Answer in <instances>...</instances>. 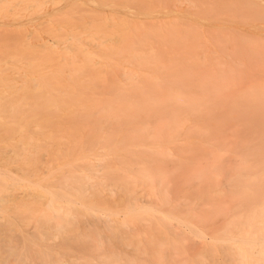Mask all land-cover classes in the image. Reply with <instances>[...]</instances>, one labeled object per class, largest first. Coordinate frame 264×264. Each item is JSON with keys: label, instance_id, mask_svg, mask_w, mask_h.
Returning <instances> with one entry per match:
<instances>
[{"label": "rangeland", "instance_id": "374dc122", "mask_svg": "<svg viewBox=\"0 0 264 264\" xmlns=\"http://www.w3.org/2000/svg\"><path fill=\"white\" fill-rule=\"evenodd\" d=\"M176 1L156 16L193 7ZM112 14L89 0H0V264H224V228L229 215L245 206L238 200L251 193L254 204L257 193L264 198V185H228L246 158L257 176L264 174L263 131L255 126L248 133L234 114L221 119L229 105L214 107L199 83L176 85L165 74L160 81L166 93L179 88L201 98L199 106L123 112L114 103L113 123L99 103L109 89L130 90L120 82L130 66L118 57L95 56L91 67L66 69L57 49L71 46V34L85 38L84 21ZM74 56L79 66L83 57ZM256 72L245 80L251 83ZM137 77L139 86L150 88ZM233 90L227 88L220 101H230ZM174 113L187 119L175 124ZM144 167L151 192L139 179L129 182ZM53 201L69 214H52ZM49 233L53 238L41 245ZM110 254L117 261L104 262Z\"/></svg>", "mask_w": 264, "mask_h": 264}, {"label": "bare ground", "instance_id": "6f19581e", "mask_svg": "<svg viewBox=\"0 0 264 264\" xmlns=\"http://www.w3.org/2000/svg\"><path fill=\"white\" fill-rule=\"evenodd\" d=\"M89 1L96 7H109L113 14L93 16L84 21L82 26L85 27V38L82 40L71 34V46H64L57 51L62 54L61 57H66V69L71 72L84 66L91 67L95 56L118 57L125 66H130V71L124 72L120 80L130 85V90L123 87L109 89L106 92L108 97H104L99 103L102 109H107L111 122L117 123L118 118L117 114L109 113L114 103L117 110L123 112L163 105L199 106L202 99L198 96L187 97L179 88L168 93L163 90L160 79L168 74V77L173 78H164L165 81L176 85L180 81L199 83V86L205 88V94L215 100L214 107L229 105L230 108L224 111L221 119L226 121L231 114L236 115L239 121L244 122L248 133L251 128L259 126L263 131L260 137L264 141V0H188L185 2L191 3V9L175 12L172 10V14L162 19L155 13L159 10L166 11L170 0ZM137 14H141L143 19H135ZM205 22H208L207 27H204ZM74 55L83 57L79 66L73 61V57H76ZM148 60L152 62L150 68H147ZM60 69L62 68L58 67V72H61ZM254 69H258L256 73L259 76L249 83L245 80V75ZM139 74L150 88L138 85L136 78ZM97 76H101V71L96 73ZM117 85L122 84L118 82ZM235 85L237 89L233 90ZM227 88L233 90V98L230 101H220ZM34 89H37L36 86ZM37 101L39 104L44 102L41 98ZM50 101L51 104H56L58 99L53 98ZM170 119L179 124L187 116L180 118L174 113ZM145 133L149 131L146 130ZM262 146L264 147V143ZM134 163L141 165V162L131 161L129 165L133 166ZM235 167L229 186L249 189L252 185H264V174L257 176L247 158L239 161ZM111 170L117 173V169L112 167ZM149 171L148 167L138 168L134 172L136 175L131 174L132 180L129 182L132 184L139 179L151 187V192L154 186ZM254 177L257 179H253ZM253 195L251 193L238 200L239 205H245L241 207L243 213L235 211L229 215L231 228L227 225L223 231L227 238L224 240L229 241L224 246L226 264H264V198L257 193L259 198L256 201L259 204H254L255 200L250 199ZM55 203L53 201L49 205L52 214H69L66 207ZM48 235L44 238L42 234L41 245H47L54 236L50 233ZM112 238H117V235L114 234ZM25 248L28 250V247ZM114 256L105 255L104 262L113 260ZM114 260L117 261V258ZM57 261L61 262L59 259Z\"/></svg>", "mask_w": 264, "mask_h": 264}]
</instances>
